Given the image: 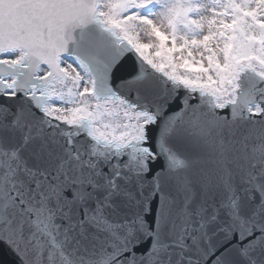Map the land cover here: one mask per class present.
I'll return each instance as SVG.
<instances>
[{
	"label": "snow or ice",
	"instance_id": "1",
	"mask_svg": "<svg viewBox=\"0 0 264 264\" xmlns=\"http://www.w3.org/2000/svg\"><path fill=\"white\" fill-rule=\"evenodd\" d=\"M0 264H264V0H0Z\"/></svg>",
	"mask_w": 264,
	"mask_h": 264
}]
</instances>
